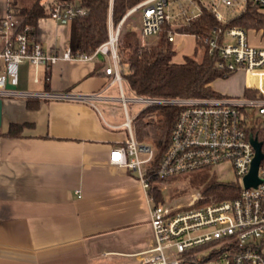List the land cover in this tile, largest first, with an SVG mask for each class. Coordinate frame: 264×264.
<instances>
[{
	"label": "crops",
	"instance_id": "1",
	"mask_svg": "<svg viewBox=\"0 0 264 264\" xmlns=\"http://www.w3.org/2000/svg\"><path fill=\"white\" fill-rule=\"evenodd\" d=\"M4 1L0 9L10 2ZM140 11L143 25L141 9L125 20ZM69 32L68 25L48 16L38 22L37 41L46 51L61 54L70 47ZM122 33L121 26L120 37ZM132 33L145 44L136 31L125 34ZM184 35L196 41L194 35ZM192 51L186 43L176 50L185 54L173 61L182 63ZM111 66V56L60 60L42 67V86L31 90L102 97L91 102L37 99L31 107L26 99H3L0 264H143L145 252L154 247L149 194L134 170L110 162L111 151L129 138L128 129H122L127 114L122 119L109 109L111 102L123 106L117 100L120 86L105 73ZM29 72L23 81L28 90ZM243 76L238 93L221 94L242 95L254 85L253 78ZM122 110L126 113L124 106ZM140 113L130 115L133 122ZM12 124L24 125L18 136L9 135Z\"/></svg>",
	"mask_w": 264,
	"mask_h": 264
},
{
	"label": "built area",
	"instance_id": "2",
	"mask_svg": "<svg viewBox=\"0 0 264 264\" xmlns=\"http://www.w3.org/2000/svg\"><path fill=\"white\" fill-rule=\"evenodd\" d=\"M219 2L238 9L239 13L249 4L264 12V0ZM170 4V0H146L130 11L142 10L145 38L159 36L165 23L187 13L182 9L180 13L171 14ZM44 5L48 16L63 25L84 12L59 0H45ZM202 5L210 9L218 21L228 20L215 4ZM124 20L117 27L110 22V38L96 46L92 54L74 55L70 48L59 54L46 51L41 43L33 40L30 27H22L23 19L8 3L0 9V98L60 102H91L102 98L100 94L30 91L23 87L24 74L34 69V82L39 83L42 67L60 60L87 61L111 56L113 66L107 67L105 73L120 86L122 94L117 100L126 109L124 126L129 138L111 151L110 162L134 170L152 202L151 226L156 242L145 252L143 264H264V160L258 170L260 183L246 188L244 182L256 157L252 138L262 142L253 131L264 123V48L252 47L248 32L238 27L214 29L206 40L209 54L217 56L216 66L224 75L242 72L256 79L253 86L245 89V92L251 91L250 95L244 92L238 96L160 98L133 92L130 96L124 91L127 80L118 53ZM169 40H175L174 33H170ZM8 85L15 88H8ZM131 103L144 108L177 106L180 109L169 147L156 168L153 166L158 154L156 148L141 144L134 134L133 118L129 113ZM225 163H230L236 176L243 180V186L230 198L197 192L186 205L172 200L155 203L153 173L167 179Z\"/></svg>",
	"mask_w": 264,
	"mask_h": 264
},
{
	"label": "trees",
	"instance_id": "3",
	"mask_svg": "<svg viewBox=\"0 0 264 264\" xmlns=\"http://www.w3.org/2000/svg\"><path fill=\"white\" fill-rule=\"evenodd\" d=\"M146 0H59L61 3L83 10L68 24L69 48L74 55H90L95 47L110 38L112 21L117 27L120 21L139 3ZM13 12L23 19L22 27H30L31 38L37 41L38 22L48 17L42 0H10ZM238 27L246 31L254 30L264 33V12L257 6L249 4L247 9L226 22L216 19L214 13L200 4L198 16L181 14L174 20L163 25L159 41L152 44H143L134 33L120 37L118 53L123 66L129 72L126 79L134 93L141 96L160 98H206L215 96H230L221 94L213 89V82L219 78L226 79L235 74L224 75L218 70L217 56L210 55L207 39L217 28ZM189 34L196 37L197 50L202 48L201 60L195 56H186L182 63L173 61L177 54L173 41L169 40L170 33ZM246 95L251 91L246 90ZM238 96V95H237ZM37 99H29V106L33 107ZM179 107L154 106L148 107L134 119L133 127L136 138L140 141L151 140L158 150L154 161V168L169 147L170 137L176 123ZM24 125L12 124L9 135L18 136ZM264 129V128H263ZM263 142L262 127H255L253 131ZM203 170L193 171L167 179H161L153 173L152 192L155 203L162 201L160 185L174 178L191 174L195 184L205 185L203 194L217 193L222 199L230 198L238 192L239 186L214 181L213 177Z\"/></svg>",
	"mask_w": 264,
	"mask_h": 264
},
{
	"label": "rangeland",
	"instance_id": "4",
	"mask_svg": "<svg viewBox=\"0 0 264 264\" xmlns=\"http://www.w3.org/2000/svg\"><path fill=\"white\" fill-rule=\"evenodd\" d=\"M5 0L4 2H6ZM43 2L45 0H42ZM171 4L169 6V11L171 14L175 15L177 13L182 12V9H185L189 15H195L198 14L200 11V4H215L218 7V10L223 14L225 19H230L235 17L239 11L236 8L227 7L224 4H221L219 0H179V1H173L170 0ZM129 13V12H128ZM142 13L141 11L138 14H131L129 15L124 23L122 24V34L121 37L123 38V35L130 31L134 30L136 31L141 38L142 36ZM124 19V18H123ZM122 19V20H123ZM121 20V21H122ZM120 21V22H121ZM119 25V24H118ZM175 37L177 38V42L174 44V48L179 52L183 45H186L188 43L189 45H193V53H186L195 56L198 60L202 59L203 56V50L202 48H198V51H194L196 41L193 37H185L183 34H179L177 32H173ZM249 37V43L252 47L256 48H264V33L260 31H254L249 30L248 32ZM145 40L146 44H152L159 41V38L157 37H150V38H143ZM152 40H154L152 42ZM197 47V46H196ZM197 50V48H196ZM189 52V51H188ZM182 54L185 53H177L175 55L176 59L180 60L182 58ZM124 68V74L128 73L129 70L127 67ZM29 78V88L31 90H36L40 86H42V83H35L34 82V69L33 72H29L28 74ZM244 76L242 72H239L235 75H232L229 78L220 80L214 84V89L219 93H227V94H233L236 90H239L240 86L244 83ZM254 82H256V79H254ZM124 87L126 90V94L133 96L134 94H131L128 90V83L127 81L124 82ZM136 94V93H135ZM110 111L114 112L117 115H120L122 119H126V113L123 109V106L118 102H111L109 104ZM129 113L131 116H134L139 111L144 110V106L137 103H131L129 104ZM262 130L264 131V123L262 124ZM124 131H127V128H122ZM141 144L145 145H152L155 147L153 142L151 140L149 141H139ZM156 148V147H155ZM157 150V148H156ZM158 152V150H157ZM264 166V161H263ZM203 172H206L209 175V178L213 177L214 181H219L223 183H229L234 184L236 186L242 187L243 186V180L236 176L233 167L230 163L221 164L218 166H214L211 168H207ZM160 189L162 190V201L165 200H172L176 201L177 203H180L181 205H186L190 202L192 196L196 194L197 192H202L205 185L195 184L193 182V176L191 174L183 175L181 177L174 178L168 182H165L164 184L160 185Z\"/></svg>",
	"mask_w": 264,
	"mask_h": 264
},
{
	"label": "water",
	"instance_id": "5",
	"mask_svg": "<svg viewBox=\"0 0 264 264\" xmlns=\"http://www.w3.org/2000/svg\"><path fill=\"white\" fill-rule=\"evenodd\" d=\"M8 88H15L14 86L8 85ZM4 100L0 98V128L2 127L3 123V107H4ZM252 142L255 146L256 149V157L253 162L252 168L250 173L245 177L244 182H245V187H256L259 183L260 180L258 179V170L260 167L261 162L264 160V152H263V144L260 142L257 138H252Z\"/></svg>",
	"mask_w": 264,
	"mask_h": 264
}]
</instances>
